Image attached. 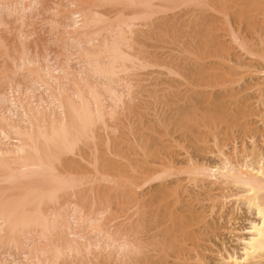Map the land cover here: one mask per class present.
I'll list each match as a JSON object with an SVG mask.
<instances>
[{
  "label": "bare ground",
  "instance_id": "obj_1",
  "mask_svg": "<svg viewBox=\"0 0 264 264\" xmlns=\"http://www.w3.org/2000/svg\"><path fill=\"white\" fill-rule=\"evenodd\" d=\"M38 1L0 6L22 24ZM63 1V8L48 9L57 20L51 25L62 28L56 41L68 47L61 45L63 60L31 58L23 36L19 58H11L15 70L4 76L10 91L0 92V249L10 248L0 264H9L4 257L13 258V249L25 264H264V0ZM224 36L249 62L230 57V46L218 39ZM192 55H203L202 62H185ZM246 77L256 81L243 85ZM136 87L138 102L167 98L177 122L166 116L172 121L156 124L152 115L135 121L144 110V100L134 103ZM147 99L151 105L143 108L153 109ZM132 111L117 152L109 130L118 128L109 122ZM177 133L171 144L162 140ZM101 182L124 188L112 190L126 206L120 223L98 210L112 189L96 191ZM231 202L226 224H236L241 205L254 218L249 227L230 229L241 253L215 250L210 262L202 242L210 243L220 226L207 218L218 214L220 221Z\"/></svg>",
  "mask_w": 264,
  "mask_h": 264
},
{
  "label": "rangeland",
  "instance_id": "obj_2",
  "mask_svg": "<svg viewBox=\"0 0 264 264\" xmlns=\"http://www.w3.org/2000/svg\"><path fill=\"white\" fill-rule=\"evenodd\" d=\"M38 2H40L39 3V5H35L34 6V8L33 9H36V10H33L32 11V15H31V13L29 12L28 14H27V16H29L27 19H24L25 21L24 22H26V23H22L21 24V22H19V21H17V16L15 15V14H9L8 12H11L10 11V9H9V7L7 8V10H6V7H4V8H2L1 9V6H0V14H1V16H0V20H2L3 21V23H5L4 25H2V26H0V46L2 47V49H1V47H0V68L2 69L3 67H5V68H3L2 70L0 69V74H1V79H0V92L2 91V92H6V89H7V91H10V85L8 84V82H7V79H5L4 78V76L8 73V74H10L11 72H12V70L14 71L15 70V66H14V63H13V61H11V58L13 59V58H19L18 56H19V54H20V52H22V50H23V47H25L26 48V50H27V52H28V56H30L31 58L33 57H37V56H39V57H37V58H40V61H42V59L44 58L43 56H45L50 62H53L54 61V58L55 57H58L59 56V58H60V60L62 59L63 60V55L62 54H64V49H62L61 47L63 46V47H66L67 49L66 50H68V47L67 46H65L66 45V43L65 42H57L56 41V39L57 38H60L61 37V31H62V28L61 27H58L57 25H55V27L54 26H52L51 25V21H53L55 18H53L52 17V12H50L51 10H48V9H50L51 7H55L54 6V4H56V5H60V8L62 7V5H65L64 3L66 2V1H61V0H39ZM60 2V3H59ZM36 7V8H35ZM80 8V7H82V6H80V5H77V8ZM63 8V7H62ZM193 8V7H192ZM46 9V10H45ZM199 10H204L205 11V9L206 8H198ZM61 10V9H60ZM72 10H74V9H72ZM233 10L234 9H228V11H230V12H233ZM36 11V12H35ZM203 11V12H204ZM209 13V14H207V12ZM206 15H210L211 14V16H209V17H212V16H216L217 18H219L220 17V15L219 14H217L214 10H212V9H206ZM46 12V13H45ZM205 12H204V14H205ZM213 12V13H212ZM36 13V14H35ZM38 13V14H37ZM9 15V16H8ZM218 15V16H217ZM160 16V15H159ZM55 21H57L56 19H55ZM62 21V20H61ZM60 21V19H58V22H61ZM18 22V23H17ZM57 23V22H56ZM20 24V25H19ZM160 24H162V23H160ZM218 24V23H217ZM54 25V24H53ZM163 26H165V25H163ZM134 28H136L137 29V27H134ZM19 29H22V30H19ZM138 29H142L140 26H138ZM147 30L148 28H143L142 30ZM21 31V32H20ZM148 32V31H147ZM149 33V32H148ZM220 33H222V32H220ZM25 34V35H24ZM56 34V35H55ZM25 37V39H23L24 37ZM54 36V37H53ZM262 36H264V33H262ZM17 37V38H16ZM23 37V38H22ZM21 38L23 39L22 40V43H23V47H22V45H21V43H20V41H21ZM54 38V39H53ZM223 38V39H222ZM20 39V41H18ZM218 39H221L224 43H228V45L230 46V48H231V50H230V52H231V58H234V57H236V55H238V56H240V57H242L243 59H245L246 61L245 62H249V59H247L246 57H245V55L244 56H242V54H241V51L237 48V46H236V44L234 45V43H232L229 39H230V37H221V38H218ZM229 41H228V40ZM4 40V41H3ZM183 41L184 40H188V38H184V39H182ZM228 41V42H227ZM18 42V43H17ZM185 42V41H184ZM25 43V44H24ZM19 45H21V46H19ZM58 45V46H57ZM62 45V46H61ZM68 45H70V44H68ZM6 46H8V47H6ZM176 46V45H175ZM175 46H173V47H175ZM6 49H5V48ZM21 47V48H20ZM178 46H176V48H177ZM17 48H19V49H17ZM24 48V49H25ZM259 48V47H258ZM8 49V50H7ZM21 49V50H20ZM10 50V51H9ZM13 50H17V51H13ZM18 50H20V52L18 51ZM59 50V51H58ZM13 52V53H12ZM15 52V53H14ZM16 52H17V54H16ZM19 52V53H18ZM47 54H46V53ZM49 52V53H48ZM8 53V54H7ZM58 53V54H57ZM5 54H7L6 56H5ZM39 54V55H38ZM50 54V55H49ZM3 55V56H2ZM37 55V56H36ZM41 55H43V56H41ZM54 56V57H53ZM4 57V58H3ZM43 57V58H42ZM188 57H190V56H188ZM187 57V59L185 60V62H190V63H201L202 62V58L204 57L203 55H197V56H195V55H192L190 58H188ZM16 58V59H17ZM51 58V59H50ZM53 58V59H52ZM6 59V60H5ZM194 59V60H193ZM59 60V59H58ZM59 60V61H60ZM6 61H8V62H6ZM4 64V65H3ZM7 64V65H6ZM41 64H44V62H42ZM72 67L74 68L75 67V60H73L72 61ZM8 67V68H7ZM8 69V70H7ZM5 71H6V73H5ZM8 71V72H7ZM20 73V74H19ZM18 77L16 76L15 78H16V81L17 82H22L23 84H24V82L22 81V79H21V77H22V75H21V72H18ZM12 76V75H11ZM21 76V77H20ZM3 77V78H2ZM172 77H174V76H172ZM14 78V77H13ZM175 78V77H174ZM20 79V80H19ZM247 81H245V83L243 84V85H245V84H247V83H254L255 81H256V78H255V80H251V79H247V77L245 78ZM132 80H134V85L137 83L136 81H135V77H134V79H132ZM136 80H137V78H136ZM136 82V83H135ZM22 83H21V85H22ZM15 84L13 83V86H14ZM23 86V85H22ZM237 86V85H236ZM232 87H235L234 85L232 86ZM235 88H237L238 89V87H235ZM198 90H200V89H198ZM139 91H141V89L140 88H135V90H134V88H133V92H132V97L133 98H135V99H137L134 103L135 104H137V103H142L143 104V102H142V100H144L143 99V97H142V100H141V102H138V101H140V100H138V98L139 99H141V96L139 95L140 93H139ZM135 92V93H134ZM141 93H144V92H141ZM147 93H144V95H146ZM139 95V96H138ZM247 95H248V98L250 99L249 101H250V103H254L257 99L256 98H258V95L254 92V91H249V92H247ZM137 97V98H136ZM146 97V99H147V97H148V95L147 96H145ZM144 97V98H145ZM146 99L144 100V105H141V108L142 109H144V110H142L141 111V109L139 110V108L138 107H140V105H138L137 104V106L138 107H136L137 108V110H139V111H141V113L138 111V114H135L134 116V120L135 121H139L140 119H141V116H142V121H146L147 119H151L152 118V120L153 121H155V123L157 124V122L159 123V121H166V120H164L165 118H166V116L168 117H170V116H172L171 117V119L173 120H171V119H169L168 121H166V122H171V123H174V122H177V117H175L176 116V111H174L173 113H171V111L172 110H174V107L172 108V107H170V106H168V105H166V106H164V104H163V102L167 99V98H164V97H159L158 99H157V101H156V103H154L153 101V99L151 100L152 101V105H154L155 104V106H154V108L152 109V107L151 106H149L148 108H143V106L145 107L146 105H151V104H148L147 103V101H146ZM149 99V98H148ZM147 99V100H148ZM156 99V98H155ZM162 99V100H161ZM127 100V99H126ZM150 100V99H149ZM148 100V102H151V101H149ZM159 100H161L160 101V105H159ZM146 101V102H145ZM132 103V102H131ZM162 103V104H161ZM146 104V105H145ZM254 105V104H253ZM160 106V107H159ZM168 106V107H167ZM157 107H159L157 110H160L159 112L157 111V113H151V114H149V112L151 111V110H154V112H156L155 110H156V108ZM164 107V108H163ZM253 107H255V105L253 106ZM168 110H167V109ZM135 109V108H134ZM148 109V110H147ZM164 109V110H163ZM171 109V110H170ZM119 111V112H118ZM168 112V113H164V112ZM169 111H170V113H169ZM117 112H118V115H119V113H120V110H117ZM137 112V111H136ZM135 112V113H136ZM134 114V112L132 111L131 112V114H126V115H120L121 116V121H119L120 120V117L118 116V117H116V118H118V119H116V122L114 121V120H112V122L110 121L109 123L111 124H113L114 123V125H111V127L113 126V127H116V125H117V127L116 128H118V131H116L115 133L117 134H113V133H111V131L109 130V132H110V134H109V132H108V134H109V136H110V138H111V140L113 139L114 141H112V142H114L113 143V147H111V149H114L115 148V150L117 151V152H120L121 151V149L119 148V145H120V142H119V140L118 139H121V137H120V133L123 131H121L120 133H119V131L121 130V129H123L124 128V126L128 123V120H131L132 118H131V116L133 117V114ZM140 113V114H139ZM146 113L147 115H144V114ZM144 116H143V115ZM162 114H164V115H162ZM148 115L151 117V115L153 116V117H148ZM156 116V118H154L155 116ZM127 116V117H126ZM159 116L161 117L162 116V118H159ZM123 117V118H122ZM168 117V118H169ZM173 117H174V119L176 120H174L173 119ZM125 118H127L126 120H125ZM129 118H131V119H129ZM138 119V120H137ZM158 119H160L159 121H157ZM133 120V119H132ZM131 120V121H132ZM256 120H257V118H254V117H252V118H250V121L251 122H256ZM114 121V122H113ZM125 121H127V123L125 122ZM125 124H124V123ZM197 122L198 123H200V120L199 119H197L195 122L193 121L192 122V125L194 126V124H196V125H199V124H197ZM118 124H119V127H118ZM124 124V125H123ZM122 125V127L120 128V126ZM257 126H259V123L257 124ZM120 128V129H119ZM124 131H126V128L124 129ZM101 132V131H100ZM123 133V132H122ZM101 134H103L102 132H101ZM111 134H112V136H111ZM189 133H187V135H188ZM114 135V136H113ZM116 135V136H115ZM179 135H180V133H177V134H174V135H170L171 137H169V136H166V137H164L163 136V138L165 139H163L162 138V140L163 141H165V143L166 144H171V143H168L169 141H172L173 142V139L172 138H179ZM106 136V134L104 135L103 134V137H105ZM118 136H119V138H118ZM173 136V137H172ZM102 137V138H103ZM113 137H115V139L116 140H118L116 143H115V139L113 138ZM118 138V139H117ZM187 138H189V137H187ZM101 141H98V145H99V143H100ZM111 142V143H112ZM190 143H192L189 139H187V143H185V145L187 144V145H190ZM101 144V143H100ZM117 145H118V147H117ZM82 147V146H81ZM85 147V146H84ZM101 146L99 145V148H100ZM228 149H229V147H228ZM86 150V148H83L82 149V151H85ZM120 150V151H119ZM175 150V149H174ZM86 151H89V150H86ZM180 151V153H181V150H179L178 149V152ZM189 152H191V153H193V151L190 149L189 150ZM182 153H183V151H182ZM109 154V153H108ZM108 154H104L106 157H112V156H108ZM75 157H77V156H75ZM75 157L73 156V158L75 159ZM183 157V156H182ZM202 157H204V155H202ZM206 158H208V157H206ZM113 160H116L117 162H119V161H121L120 160V158H117L116 159V157H113L112 158ZM77 160L78 161H81V159L79 158V157H77ZM122 162V161H121ZM82 163H84V164H86L84 161L82 162ZM83 165V164H82ZM84 166H87V165H84ZM100 185H97V186H99V187H97V188H95V190L96 191H99L100 189V191L103 193V195L105 194V192H107V189L108 190H110L109 188L111 187L112 189H111V193L108 191V195H110V196H108V198H109V200L108 199H105V200H103V199H101L100 201H102V202H100V204H101V206H102V208L103 209H101V207H100V205H99V207H100V209L98 208V210H100V211H105V217H107V218H111L112 217V219H108V220H112V224H114L115 222H117V223H120L121 221H123L124 219H126V217H124L123 218V216H125L124 215V212H125V210H126V206H125V204L123 203V205H124V207H122L123 205H120L121 203L119 202V201H121V199L119 200V194L117 193H114L115 194V196H117L118 198V200L117 199H114V198H116L114 195H113V193H112V190H113V192H115V190H117V192H119L118 190H120L121 188H122V186H116V189L114 188V186H113V184L112 183H109V182H101V183H99ZM110 184V186L109 187H107L106 185H109ZM113 186V187H112ZM155 186V185H154ZM106 187V189H104ZM115 190H114V189ZM120 188V189H119ZM122 189H124V188H122ZM150 188H148V190H149ZM121 191V190H120ZM146 191V190H145ZM122 192V191H121ZM147 192V191H146ZM189 192H191V190H189ZM110 193V194H109ZM217 193V190H215V191H213V194H216ZM107 194V193H106ZM102 195V197H104ZM111 195H113V196H111ZM185 195V194H184ZM183 195V196H184ZM101 197V198H102ZM107 197V196H106ZM112 197V199H110ZM105 198V197H104ZM112 200V201H111ZM98 202V203H99ZM105 202H106V204H105ZM112 202V203H111ZM118 202V203H117ZM85 203V202H84ZM111 203V204H110ZM120 203V204H119ZM208 203L209 202H204L203 204H205V206L206 205H208ZM104 204V205H103ZM109 204V205H108ZM118 204V205H117ZM231 204H232V202L230 203V204H228V206H227V209H226V211L224 212V216H223V218L220 220V221H216L217 220V218H218V214H213V215H211L212 217H213V219L212 220H210V217L211 216H209V218H207V221H208V223L209 222H213L214 224H216V225H218V226H220V229L217 231L218 232V234H217V236L216 237H211V240H210V243H207V242H202L204 245V247L205 246H209V248H210V251H207V252H205V254L207 255V257H208V261H210V262H214L215 261V257H216V251L215 250H220L221 251V253L222 254H224V252L225 251H223V249L225 248V249H227V250H229V251H231L232 249H236V251L238 252V253H241L240 251V249H241V246H240V243L238 242V241H236V237H234V233H231L230 232V229L231 228H233V227H235L238 231H239V229H242V228H245V227H249V222L247 221V219H249V220H251V219H253L254 218V216H253V214H249V213H247V214H245L243 211H244V207H243V205H241V211H238L237 212V214H236V211H235V213H234V215H233V217H235V219H236V224H233V225H231L232 223H230V224H226V220H227V217L225 216L226 214H228V212L230 211V208H229V206H231ZM106 205H108V206H106ZM98 206V205H97ZM105 206V207H104ZM117 206V207H116ZM198 206H196V208H197ZM83 208H84V211L86 210V209H88V208H90V203H87V204H83ZM115 208L116 209H118V210H115ZM106 209V210H105ZM89 210V209H88ZM87 211V210H86ZM114 211H115V213H114ZM207 211H208V208H207ZM130 212H131V210H130ZM112 213H114V214H112ZM108 214V215H107ZM109 216V217H108ZM113 216H114V218H115V216H116V219H114L113 220ZM118 217V218H117ZM119 220V221H118ZM110 223V224H111ZM117 223H115V224H117ZM109 223H108V225H110ZM230 225H231V227H230ZM226 226V227H225ZM229 229V230H228ZM230 232V233H229ZM236 233H237V235L238 236H245L246 234H247V231L245 230V231H240V232H235V235H236ZM140 235L141 234H139L138 236L140 237ZM6 249H7V251L10 249V248H5V249H0V253H4L5 251H6ZM14 251V252H13ZM9 252V251H8ZM10 252H11V254H12V257L13 258H8L7 257V259H6V257H4V260H7L6 261V263H9V264H14L15 262L14 261H12V259L13 260H16V264H17V261L18 262H20V263H23V264H25V258H24V255L23 254H21V251H17V250H10ZM13 252V253H12ZM20 255H19V254ZM14 255V256H13ZM22 255V256H21ZM1 257H2V260H3V256H0V259H1ZM24 259H23V258ZM61 262V264H63L62 263V259L59 261V263ZM133 264V263H132ZM134 264H136V263H134ZM181 264H186V263H181ZM189 264H195V263H193V262H190ZM219 264H221V263H219Z\"/></svg>",
  "mask_w": 264,
  "mask_h": 264
}]
</instances>
